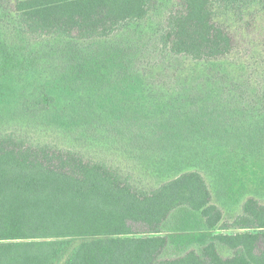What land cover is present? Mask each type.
I'll use <instances>...</instances> for the list:
<instances>
[{"label": "trees", "instance_id": "obj_1", "mask_svg": "<svg viewBox=\"0 0 264 264\" xmlns=\"http://www.w3.org/2000/svg\"><path fill=\"white\" fill-rule=\"evenodd\" d=\"M11 1L0 0V123L44 122L60 132L87 123L97 134L100 122L119 110L139 113L153 130L194 127L185 136L164 128L167 134L153 141L173 145L172 152L186 145L181 156L192 151L207 165L222 148L242 159L264 151V110L251 116L241 104L243 120L236 100L223 96L225 82L232 87L245 68L234 49V28L249 23L247 15L264 14V0H180L166 11L156 34L177 59L170 77L184 81L183 92L136 83L132 76L139 74L112 78L111 48H90L80 54L88 60L77 63L89 41L125 39L123 50L130 51L132 39L122 37L127 30L173 0H14L8 10ZM255 71L264 101V70ZM120 77L127 80L123 88L113 80ZM131 133L148 138L140 129ZM131 169L89 161L57 144L35 145L21 132L1 133L0 264H264L263 200L248 198L229 221L198 170L145 192L133 184ZM180 207L201 211L206 229L218 231L200 248L169 253L168 227Z\"/></svg>", "mask_w": 264, "mask_h": 264}, {"label": "rangeland", "instance_id": "obj_2", "mask_svg": "<svg viewBox=\"0 0 264 264\" xmlns=\"http://www.w3.org/2000/svg\"><path fill=\"white\" fill-rule=\"evenodd\" d=\"M178 1L180 0H173L170 5L158 4V9L150 17L149 22L142 24V26L139 24L133 30H127V33L122 37L132 39L134 45L132 44L133 47L130 51L127 48L125 51L123 50V46L127 45V40L125 39L124 41L119 39L112 45L111 43L89 41L87 43L88 46L86 48L83 46L78 55L81 56L80 54L91 52L90 48L96 51L105 47L107 49L111 48V51H109L111 54L109 56L112 62L111 66L112 68L116 66V69H111L112 78H115L116 75H121L123 72L128 73V76L139 74L140 78L136 75L132 76L135 80H138L136 83L160 86L171 92H183L182 85L184 81L170 77L174 69L178 68L177 59L160 44L159 37L156 34L166 11L171 10L174 5L177 7ZM13 3L14 0L11 3H7L6 7H8V10L12 8ZM247 18L249 23L241 25L240 22L234 28V34L237 35L234 49L238 56L242 55L241 58H243L242 61L245 68L239 70L238 81L232 87L225 82L223 96L225 99L234 98L233 101L236 100V103L233 104H235V108L238 111L239 106L244 104L249 108L246 114L257 116L264 110V101L261 97L262 95H260L262 86L259 85V77L255 71L256 68L264 70V63L262 65L255 63L258 58L264 60V14L247 15ZM107 40H101L100 42H108ZM81 57L82 61L77 62L78 64L84 62L85 58L88 60L87 55ZM87 62L88 69L94 68L95 59ZM109 70L106 67V71ZM141 74L147 79H144ZM113 80H116L117 83L113 82L114 84L116 83L115 87L118 88H123L125 82H127L121 77ZM230 81L232 85L235 80ZM120 83L123 86H120ZM223 86L224 84L222 88ZM227 86L230 87L228 88ZM108 87L109 85L106 84L102 88ZM231 89L233 94L229 93ZM120 95L122 96L123 94ZM94 98L99 99V96L95 95ZM152 98L154 100L159 99L158 96ZM258 108L261 109L260 113L257 111ZM111 110H114V108H111ZM243 115L245 116V113L239 111L237 117L241 116L244 120L245 117ZM126 116L128 118H123ZM110 117H113V119ZM198 117V114L192 115L190 120L192 122L196 121ZM114 118H118L117 123H113ZM50 120L46 122H51L52 120ZM143 120L144 118L142 119L139 113L125 115V112L121 113L118 110L115 114L110 113L108 118L100 122L99 126L102 124L103 127L98 128L97 134L93 132L95 130L94 127L87 125V123L81 124V127L75 126L68 132H60L56 131V127L54 130L44 122L39 124L30 122L27 124L25 121L10 120V122L0 123V134L21 132L23 138L34 142L35 145L57 144L61 148L82 152L84 158L89 161H104L109 163V165L119 167L125 172L132 170V167H136L134 174L131 173V180L139 191L144 190L146 192L152 187H158L161 183L185 171L198 170L210 186L215 204L223 209L225 219L231 217L229 221H233L236 216L241 214L243 204L248 198L257 197L264 201V151L259 152L255 156L245 154L247 159H242L237 154H229L222 148L219 149V154L215 155V158H210V165L208 164V166L207 163H202L201 160L195 159L196 156L192 151L188 152L187 156H181L178 150L186 145H175L176 149L172 152L169 150L172 149L173 145L153 141L155 134L162 135L166 130L173 134L179 128L168 129V126H166L164 127L166 130L164 128L153 130L150 127H146L147 122ZM150 122L152 121L150 120ZM251 122L254 123V120H251ZM107 123L110 124L107 125ZM141 125L145 129H141ZM193 128L187 127L185 131L179 129V133L183 134V136L192 134V131H195ZM133 129H140L148 138L135 136L131 133ZM208 129L212 131V127ZM186 148L193 149L194 147L192 144H188ZM215 149H217L216 146L213 147L212 151H216ZM207 159L208 157L204 158L205 161ZM207 168L210 170L208 171ZM206 169L208 172H205ZM168 229L172 242L169 253L175 252V250L179 251L186 246L196 245L200 248L201 245L211 238L213 233L218 231L207 230L201 211H195L189 207H180L176 210Z\"/></svg>", "mask_w": 264, "mask_h": 264}]
</instances>
